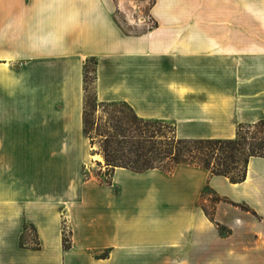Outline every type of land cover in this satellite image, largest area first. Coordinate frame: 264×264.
I'll use <instances>...</instances> for the list:
<instances>
[{"label":"crops","instance_id":"1","mask_svg":"<svg viewBox=\"0 0 264 264\" xmlns=\"http://www.w3.org/2000/svg\"><path fill=\"white\" fill-rule=\"evenodd\" d=\"M116 11L115 0H0V264H264V158L237 184L189 166L116 168L111 185L72 192L69 174L89 60L97 102H125L179 139L230 140L264 119V0H155L154 27L135 35ZM206 186L221 199L214 222ZM61 208L67 250L60 225L38 219L53 209L61 221ZM25 225L38 249L20 246Z\"/></svg>","mask_w":264,"mask_h":264},{"label":"trees","instance_id":"2","mask_svg":"<svg viewBox=\"0 0 264 264\" xmlns=\"http://www.w3.org/2000/svg\"><path fill=\"white\" fill-rule=\"evenodd\" d=\"M82 129L92 153L102 156L110 172V178L101 183L104 185H111L116 168L133 173L158 170L171 174L178 166L198 168L237 184L245 180L250 158H264V119L239 126L230 140L179 139L173 125L139 118L125 102H97L94 87L92 92L89 90L86 67ZM206 191L215 197L210 210L202 204ZM219 200L208 186L203 189L201 207L211 222H214V205ZM216 226L220 233L224 231L220 225ZM69 245L63 237V249L67 250Z\"/></svg>","mask_w":264,"mask_h":264},{"label":"rangeland","instance_id":"3","mask_svg":"<svg viewBox=\"0 0 264 264\" xmlns=\"http://www.w3.org/2000/svg\"><path fill=\"white\" fill-rule=\"evenodd\" d=\"M115 1L117 4L115 20L124 32L135 35L154 27L153 21L149 18L148 12L150 7L154 4L155 0ZM94 64L95 63L92 60H89L85 66L87 71L89 90L91 92L93 90ZM94 148L96 149L97 146H95ZM73 152L74 153L72 154L71 158V170L69 171V174L71 176L72 192H74L78 188L77 185L82 182L98 181L99 183H102L110 178V172L104 166L103 160V163H100V165H98L97 161L91 158V156L93 155L92 149H90L88 141L86 139L83 142L73 144ZM67 180L68 177L66 181ZM214 198L215 197L210 191L205 192L203 196V206L207 210H210L211 201ZM204 200H206V202H204ZM42 213L43 214L40 215L38 219L49 225V231L55 233L60 225L62 232V243L63 237H65V239L70 242V232L63 220V209H59L61 221L58 216L57 210L45 209ZM55 216L56 221L54 220ZM20 246L32 249L39 248L37 232L33 227L25 225L24 233L20 238Z\"/></svg>","mask_w":264,"mask_h":264},{"label":"bare ground","instance_id":"4","mask_svg":"<svg viewBox=\"0 0 264 264\" xmlns=\"http://www.w3.org/2000/svg\"><path fill=\"white\" fill-rule=\"evenodd\" d=\"M92 159L102 162V159L99 156H97V155L93 156Z\"/></svg>","mask_w":264,"mask_h":264}]
</instances>
